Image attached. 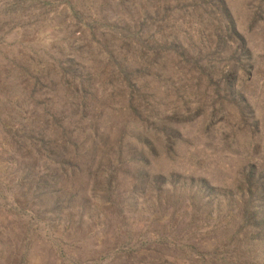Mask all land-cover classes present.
I'll use <instances>...</instances> for the list:
<instances>
[{
    "label": "rangeland",
    "instance_id": "rangeland-1",
    "mask_svg": "<svg viewBox=\"0 0 264 264\" xmlns=\"http://www.w3.org/2000/svg\"><path fill=\"white\" fill-rule=\"evenodd\" d=\"M0 264H264V0H0Z\"/></svg>",
    "mask_w": 264,
    "mask_h": 264
},
{
    "label": "trees",
    "instance_id": "trees-1",
    "mask_svg": "<svg viewBox=\"0 0 264 264\" xmlns=\"http://www.w3.org/2000/svg\"><path fill=\"white\" fill-rule=\"evenodd\" d=\"M227 28L228 29H230L231 28V25L230 24H228L227 25ZM235 69L233 68V67H231L230 69H228V73H229V75L231 74V75H233L234 73H235V71H234ZM229 77H225L224 79H228ZM229 82V81H228ZM150 149H148V152H152L153 151V149H151L152 148V146H150L149 147ZM142 172V171H141ZM139 179H140V181H139V185H143L144 186V184H145V182H146V180H147V178L145 177V174H144V172L139 176Z\"/></svg>",
    "mask_w": 264,
    "mask_h": 264
}]
</instances>
